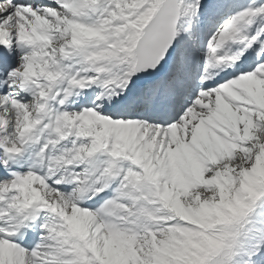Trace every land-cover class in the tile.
Masks as SVG:
<instances>
[{"label": "snow or ice", "instance_id": "1", "mask_svg": "<svg viewBox=\"0 0 264 264\" xmlns=\"http://www.w3.org/2000/svg\"><path fill=\"white\" fill-rule=\"evenodd\" d=\"M0 264H264V0H0Z\"/></svg>", "mask_w": 264, "mask_h": 264}]
</instances>
